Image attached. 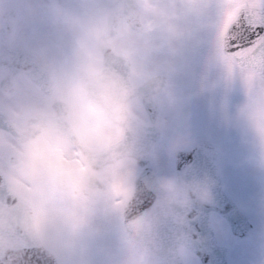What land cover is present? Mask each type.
Returning <instances> with one entry per match:
<instances>
[{"label": "clouds", "instance_id": "clouds-1", "mask_svg": "<svg viewBox=\"0 0 264 264\" xmlns=\"http://www.w3.org/2000/svg\"><path fill=\"white\" fill-rule=\"evenodd\" d=\"M261 6L249 0L245 10ZM229 7L225 0H23L18 18L0 0L6 45L22 37V20L29 19H47L67 37V52L38 44L16 70L0 67V185L7 194L0 199V264H25L26 244L54 264H76V238L115 222L117 250H103L105 264H185L187 212L213 202L214 180L157 175L147 181L154 208L131 212L135 169L154 155L143 104L160 107L152 121L160 131L180 111L173 74L184 66L191 37L185 17H199L225 89L236 77L245 88L227 122L251 136L264 169V56L240 68L218 55ZM184 139L169 135V150ZM169 225L166 241L162 229Z\"/></svg>", "mask_w": 264, "mask_h": 264}, {"label": "rangeland", "instance_id": "rangeland-1", "mask_svg": "<svg viewBox=\"0 0 264 264\" xmlns=\"http://www.w3.org/2000/svg\"><path fill=\"white\" fill-rule=\"evenodd\" d=\"M185 22L192 29L185 50V63L173 74L181 100L180 111L169 114L167 128L153 144L154 155L145 163L139 162L135 174L144 164H149L157 175H174L173 151L168 147L171 134L184 136L181 146L190 144L199 135L210 138L217 148L216 161L226 192L237 199L244 210L252 213L261 226L247 240L236 242L227 257L232 264H259L264 250V169L256 165L251 136H245L227 122L234 105L244 99L245 88L236 77L225 89L221 82V68L213 58L212 44L200 26L201 19L189 14ZM210 217L217 238L227 242L232 234L226 220L214 211ZM118 230L119 224L115 222L105 224L99 233L76 238V264H105L103 250H117ZM186 262L199 264L190 250ZM69 264L73 261L70 260Z\"/></svg>", "mask_w": 264, "mask_h": 264}, {"label": "water", "instance_id": "water-1", "mask_svg": "<svg viewBox=\"0 0 264 264\" xmlns=\"http://www.w3.org/2000/svg\"><path fill=\"white\" fill-rule=\"evenodd\" d=\"M20 52L27 53L28 49L16 47ZM14 47L8 46L1 40L0 55L11 52ZM1 61V60H0ZM2 61H5L4 59ZM9 62V61H7ZM143 108L149 118L146 140L154 144L161 135V131L152 126V121L158 117V105L145 102ZM174 175L186 177L210 176L214 180V199L209 204L195 203L187 212L188 250L196 255L199 264H230L227 254L229 246L220 241L215 233L210 214L212 211L226 220L230 232L237 238L246 237L254 227V218L251 213L244 210L237 200L229 195L220 176L217 159V148L215 143L207 136H197L193 142L186 146H179L172 152ZM149 156L140 161L147 162ZM157 176L152 166L143 165L135 174L136 192L133 196L131 212L141 214L150 212L156 203V194L147 181ZM7 194L0 185V199H6ZM174 227L166 226L162 229V236L170 241L173 236ZM25 264H54L45 253L39 251L35 246L25 245Z\"/></svg>", "mask_w": 264, "mask_h": 264}, {"label": "snow or ice", "instance_id": "snow-or-ice-1", "mask_svg": "<svg viewBox=\"0 0 264 264\" xmlns=\"http://www.w3.org/2000/svg\"><path fill=\"white\" fill-rule=\"evenodd\" d=\"M230 5L216 37L218 55L230 66L244 68L257 53L264 56V0L246 11L249 0H225Z\"/></svg>", "mask_w": 264, "mask_h": 264}, {"label": "flooded vegetation", "instance_id": "flooded-vegetation-1", "mask_svg": "<svg viewBox=\"0 0 264 264\" xmlns=\"http://www.w3.org/2000/svg\"><path fill=\"white\" fill-rule=\"evenodd\" d=\"M6 4L10 9L11 15H15L18 18H21L23 16V0H6ZM2 39H4V31L0 30V47ZM38 44H47L57 52H67V37L60 36L47 19L22 20V37L11 46L15 49H13L11 52H5L0 55V67L7 64L10 70H16L20 67L21 59L27 54L24 52H20L16 47H23L25 49H28L30 46ZM3 59L5 61H2ZM253 222L254 227L249 231V234L246 237L237 238L234 235H230L227 241L228 244L230 246H233L236 242L238 243L242 240H247L253 231L261 227L260 223L255 217Z\"/></svg>", "mask_w": 264, "mask_h": 264}]
</instances>
